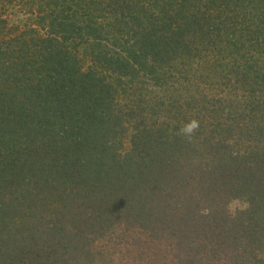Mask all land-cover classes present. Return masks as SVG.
Masks as SVG:
<instances>
[{"label": "trees", "instance_id": "obj_1", "mask_svg": "<svg viewBox=\"0 0 264 264\" xmlns=\"http://www.w3.org/2000/svg\"><path fill=\"white\" fill-rule=\"evenodd\" d=\"M120 263L264 264V0H0V264Z\"/></svg>", "mask_w": 264, "mask_h": 264}, {"label": "clouds", "instance_id": "obj_2", "mask_svg": "<svg viewBox=\"0 0 264 264\" xmlns=\"http://www.w3.org/2000/svg\"><path fill=\"white\" fill-rule=\"evenodd\" d=\"M199 127V121L197 119H191L179 129L177 134L190 139L199 130ZM227 207L230 212L235 213L237 210H245L247 204L237 198L230 201Z\"/></svg>", "mask_w": 264, "mask_h": 264}, {"label": "rangeland", "instance_id": "obj_3", "mask_svg": "<svg viewBox=\"0 0 264 264\" xmlns=\"http://www.w3.org/2000/svg\"><path fill=\"white\" fill-rule=\"evenodd\" d=\"M84 64L87 65L88 64V60L85 59ZM200 80L202 81H206V77H201ZM128 143L127 139H126V144ZM127 257H125L124 261L126 260ZM121 264V263H120Z\"/></svg>", "mask_w": 264, "mask_h": 264}]
</instances>
